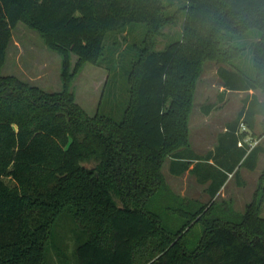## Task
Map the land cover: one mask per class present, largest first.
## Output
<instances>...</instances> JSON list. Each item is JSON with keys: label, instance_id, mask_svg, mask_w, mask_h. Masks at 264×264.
Wrapping results in <instances>:
<instances>
[{"label": "trees", "instance_id": "trees-1", "mask_svg": "<svg viewBox=\"0 0 264 264\" xmlns=\"http://www.w3.org/2000/svg\"><path fill=\"white\" fill-rule=\"evenodd\" d=\"M167 8L163 0H0V264H72L60 231L70 223L74 264H264L261 202L244 212L194 207L162 172L169 160L172 174L211 180L215 197L242 161L255 168L263 146L239 140L255 136L264 116L257 93L243 98L215 154L194 151L188 123L207 60L219 63L224 91L264 93V0H185L181 31L157 49L178 16ZM19 22L61 55V90L1 73ZM139 23L146 33L122 118L100 108L90 115L73 77L105 59L109 32Z\"/></svg>", "mask_w": 264, "mask_h": 264}, {"label": "rangeland", "instance_id": "rangeland-1", "mask_svg": "<svg viewBox=\"0 0 264 264\" xmlns=\"http://www.w3.org/2000/svg\"><path fill=\"white\" fill-rule=\"evenodd\" d=\"M163 1L168 6V14L177 12L178 16L176 23L166 25L156 37L157 49H163L175 39L171 38V40L170 35L181 31L184 18L183 11L178 9L185 0ZM145 33L146 26L143 23L133 24L126 31L109 32L104 41L105 59L98 65L85 63L73 77L72 89L76 101L90 115L100 108L101 112L111 115L116 120L122 118L129 99L128 72L131 68V59L134 58L136 46L140 45ZM76 60L77 56L74 55L73 63ZM110 66L113 68L112 71L109 70ZM218 66L219 63L214 60H207L204 63L189 117L190 144L200 157H204L210 150L216 153L219 147L218 135L226 124L236 117L247 94L242 91H224L222 80L217 73ZM1 73L16 75L50 92L62 89L61 55L50 49L42 36L24 22H19L13 29ZM256 93L264 100V93L261 90H256ZM256 126L255 136L264 146V116H258ZM242 162L239 166V174L229 173L226 182L215 197H211L209 190L211 180L200 182L191 171L172 174L169 171V160L166 161L162 172L172 191L185 198L191 206L206 205L207 210L215 205L219 212L230 210L244 212L246 206L255 201L262 203L261 215L264 217V154H261L253 169ZM69 225L70 230H67L65 225L60 231L64 240L63 248L74 264L71 256L75 245V234L71 231L74 224Z\"/></svg>", "mask_w": 264, "mask_h": 264}, {"label": "built area", "instance_id": "built-area-1", "mask_svg": "<svg viewBox=\"0 0 264 264\" xmlns=\"http://www.w3.org/2000/svg\"><path fill=\"white\" fill-rule=\"evenodd\" d=\"M246 129H248L247 128V125L244 122H242L241 123L240 131H244ZM246 143L249 144L248 150H251L254 146H256L257 144H259L260 142L258 141V137L247 134V135H245L244 137H242L239 140V145L240 146H245Z\"/></svg>", "mask_w": 264, "mask_h": 264}, {"label": "crops", "instance_id": "crops-1", "mask_svg": "<svg viewBox=\"0 0 264 264\" xmlns=\"http://www.w3.org/2000/svg\"><path fill=\"white\" fill-rule=\"evenodd\" d=\"M223 89H224V86H223ZM228 91H233V90H227V92ZM242 92H247V91H242ZM253 93V92H255L256 93V91H253V90H250V91H248L247 92V94L248 93ZM260 100H262V99H260ZM262 101H264V100H262ZM259 116H261V115H259ZM258 117V116H257ZM257 123H258V119H257V122H256V125H257ZM257 128V126L255 127V129ZM226 129H227V125L224 127V129H223V131L218 135V140H219V137H220V135H222V133H224L225 131H226ZM262 145V144H261ZM263 146V145H262ZM263 149H264V146H263ZM261 154H264V150L261 152ZM261 154L259 155V158H258V160L260 159V156H261ZM212 162V161H211ZM258 162V161H257Z\"/></svg>", "mask_w": 264, "mask_h": 264}]
</instances>
